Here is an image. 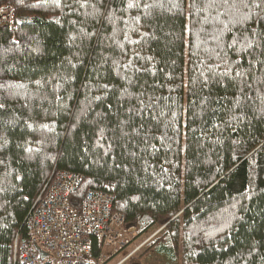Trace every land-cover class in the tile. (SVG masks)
Returning <instances> with one entry per match:
<instances>
[{"label":"trees","instance_id":"trees-1","mask_svg":"<svg viewBox=\"0 0 264 264\" xmlns=\"http://www.w3.org/2000/svg\"><path fill=\"white\" fill-rule=\"evenodd\" d=\"M4 4L0 264L57 168L181 264H264V0Z\"/></svg>","mask_w":264,"mask_h":264},{"label":"built area","instance_id":"built-area-1","mask_svg":"<svg viewBox=\"0 0 264 264\" xmlns=\"http://www.w3.org/2000/svg\"><path fill=\"white\" fill-rule=\"evenodd\" d=\"M14 17L13 4L0 5V27L12 25ZM83 179L82 173L69 169L57 168L52 171L27 215L26 233L17 232L15 235V262L89 264L93 239L97 238L103 241V247L95 264H102L106 253L114 255L133 243L138 236V228L126 227L124 214L114 210V194L89 189L80 208L70 204L71 195L78 190ZM38 248L47 253L44 259Z\"/></svg>","mask_w":264,"mask_h":264},{"label":"rangeland","instance_id":"rangeland-1","mask_svg":"<svg viewBox=\"0 0 264 264\" xmlns=\"http://www.w3.org/2000/svg\"><path fill=\"white\" fill-rule=\"evenodd\" d=\"M163 228L164 226L153 227L143 234H138L133 243L124 246L120 252L114 255L106 253L102 264H181L180 254L173 257L162 253L156 250L155 247L151 246L150 242L162 233ZM142 243L144 244L139 247ZM135 249L136 251L133 252ZM107 250L109 252L110 248ZM178 251L181 252V249H178ZM132 252L133 254L127 258V255ZM132 258L136 261H133Z\"/></svg>","mask_w":264,"mask_h":264},{"label":"water","instance_id":"water-1","mask_svg":"<svg viewBox=\"0 0 264 264\" xmlns=\"http://www.w3.org/2000/svg\"><path fill=\"white\" fill-rule=\"evenodd\" d=\"M38 250H39V252L41 254V257L44 259L46 257V255H47V253L44 250L40 249V248H38Z\"/></svg>","mask_w":264,"mask_h":264},{"label":"bare ground","instance_id":"bare-ground-1","mask_svg":"<svg viewBox=\"0 0 264 264\" xmlns=\"http://www.w3.org/2000/svg\"><path fill=\"white\" fill-rule=\"evenodd\" d=\"M15 240V239H14ZM13 250H14V248H13ZM42 258V257H41ZM43 259V258H42Z\"/></svg>","mask_w":264,"mask_h":264}]
</instances>
